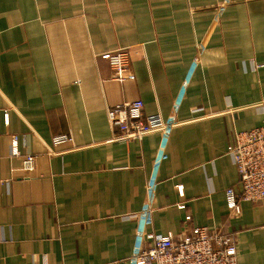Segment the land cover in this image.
<instances>
[{
	"label": "crops",
	"instance_id": "obj_1",
	"mask_svg": "<svg viewBox=\"0 0 264 264\" xmlns=\"http://www.w3.org/2000/svg\"><path fill=\"white\" fill-rule=\"evenodd\" d=\"M135 100L167 127L112 141ZM263 124L264 0H0V264H133L192 227L264 264V201L226 196L235 132Z\"/></svg>",
	"mask_w": 264,
	"mask_h": 264
},
{
	"label": "built area",
	"instance_id": "obj_2",
	"mask_svg": "<svg viewBox=\"0 0 264 264\" xmlns=\"http://www.w3.org/2000/svg\"><path fill=\"white\" fill-rule=\"evenodd\" d=\"M113 71L112 78L117 81L133 80L129 75L130 53L127 49L116 50L103 55ZM142 100L116 106L109 115L117 118L113 127L112 141L138 142L146 134L167 127L160 115L146 116ZM71 142L69 136L53 138V146L59 147ZM13 156L19 157L17 147ZM234 166L239 175L237 192L227 191L228 208L240 212V202L264 201V124L248 131H237L229 149ZM23 171L35 169L36 157L25 156L22 160ZM236 240L221 232H210L206 227L187 228L179 236L153 234L133 257V264H241L237 259Z\"/></svg>",
	"mask_w": 264,
	"mask_h": 264
},
{
	"label": "rangeland",
	"instance_id": "obj_3",
	"mask_svg": "<svg viewBox=\"0 0 264 264\" xmlns=\"http://www.w3.org/2000/svg\"><path fill=\"white\" fill-rule=\"evenodd\" d=\"M108 53H111V52H108ZM109 62V61H108ZM110 65V64H109ZM111 68V67H110ZM112 70V69H111ZM112 73H113V71H112Z\"/></svg>",
	"mask_w": 264,
	"mask_h": 264
}]
</instances>
